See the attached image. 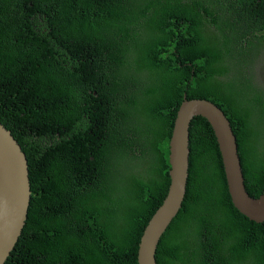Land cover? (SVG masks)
Wrapping results in <instances>:
<instances>
[{
    "label": "trees",
    "instance_id": "1",
    "mask_svg": "<svg viewBox=\"0 0 264 264\" xmlns=\"http://www.w3.org/2000/svg\"><path fill=\"white\" fill-rule=\"evenodd\" d=\"M238 47L264 63V0H0V121L26 153L31 188L4 264H138L184 91L224 110L257 196L264 93L231 63ZM189 147L157 264H264V220L233 204L200 114Z\"/></svg>",
    "mask_w": 264,
    "mask_h": 264
},
{
    "label": "water",
    "instance_id": "2",
    "mask_svg": "<svg viewBox=\"0 0 264 264\" xmlns=\"http://www.w3.org/2000/svg\"><path fill=\"white\" fill-rule=\"evenodd\" d=\"M197 114L212 126L233 204L250 218L264 220V187L257 196L246 189L237 138L226 113L214 101L205 97L189 98L184 91L168 141V188L143 228L137 249L138 264H157L155 253L159 239L182 206L189 174V126ZM30 195L26 153L11 129L0 121V264H4L21 233Z\"/></svg>",
    "mask_w": 264,
    "mask_h": 264
},
{
    "label": "rangeland",
    "instance_id": "3",
    "mask_svg": "<svg viewBox=\"0 0 264 264\" xmlns=\"http://www.w3.org/2000/svg\"><path fill=\"white\" fill-rule=\"evenodd\" d=\"M242 49L239 47L236 48L235 54L232 56L231 63L233 65L240 66L242 71H244V75L250 79H246L251 81L256 86H260L264 83V63L257 67V61L259 57L255 55L253 50H246L245 52L241 53ZM244 87H239V91L243 92ZM250 93L247 94L246 98L250 97Z\"/></svg>",
    "mask_w": 264,
    "mask_h": 264
},
{
    "label": "flooded vegetation",
    "instance_id": "4",
    "mask_svg": "<svg viewBox=\"0 0 264 264\" xmlns=\"http://www.w3.org/2000/svg\"><path fill=\"white\" fill-rule=\"evenodd\" d=\"M262 79H264V76H263ZM254 89L260 90L261 92L264 93V83L261 84L260 86H256V85H255ZM193 117H194V116H193Z\"/></svg>",
    "mask_w": 264,
    "mask_h": 264
},
{
    "label": "clouds",
    "instance_id": "5",
    "mask_svg": "<svg viewBox=\"0 0 264 264\" xmlns=\"http://www.w3.org/2000/svg\"><path fill=\"white\" fill-rule=\"evenodd\" d=\"M191 122V121H190Z\"/></svg>",
    "mask_w": 264,
    "mask_h": 264
}]
</instances>
